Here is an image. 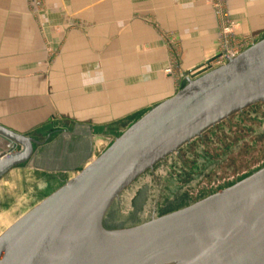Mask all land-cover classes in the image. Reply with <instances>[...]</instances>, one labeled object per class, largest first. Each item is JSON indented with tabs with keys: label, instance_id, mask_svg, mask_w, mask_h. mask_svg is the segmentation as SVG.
<instances>
[{
	"label": "water",
	"instance_id": "obj_1",
	"mask_svg": "<svg viewBox=\"0 0 264 264\" xmlns=\"http://www.w3.org/2000/svg\"><path fill=\"white\" fill-rule=\"evenodd\" d=\"M225 57V66L184 78L173 97L4 231L0 264H264V168L154 217L191 147L183 158L174 152L247 108L264 114V39ZM0 136L22 146L0 154L2 177L30 161L38 142L3 127Z\"/></svg>",
	"mask_w": 264,
	"mask_h": 264
},
{
	"label": "crops",
	"instance_id": "obj_2",
	"mask_svg": "<svg viewBox=\"0 0 264 264\" xmlns=\"http://www.w3.org/2000/svg\"><path fill=\"white\" fill-rule=\"evenodd\" d=\"M48 2L50 23L60 25V14L71 12L95 28L86 35L47 36L51 43L65 41L60 62L49 66L44 38L37 21L27 15L26 0H0V127L26 136L27 129L45 125L47 139L59 131L63 137L43 149L39 162L64 171H73L83 152L82 128L71 131L68 123H103L120 120L127 110L136 111L137 107L131 109L138 100L132 74L152 73L154 59H160L155 64L160 71L166 66L160 37L141 17L176 32L183 42V67L188 72L218 51L216 17L207 0ZM228 5L232 18L242 27V36L257 39L264 35V0H229ZM107 42H113L110 51ZM106 57L113 58L112 62ZM139 57L144 59L140 64ZM139 66L145 69L139 70ZM58 117L63 126L56 125ZM51 122L53 128L48 127ZM87 126L90 132L94 130ZM10 143L0 136V153H6Z\"/></svg>",
	"mask_w": 264,
	"mask_h": 264
},
{
	"label": "rangeland",
	"instance_id": "obj_3",
	"mask_svg": "<svg viewBox=\"0 0 264 264\" xmlns=\"http://www.w3.org/2000/svg\"><path fill=\"white\" fill-rule=\"evenodd\" d=\"M26 3L27 15L37 21V28L44 38L46 60L49 66L55 65L57 61L60 62L65 41L51 43L46 38L47 36L52 34L86 35L95 28L92 22L83 19L81 15L71 14V12L60 14V25L52 24L49 20L52 13L48 0H26ZM207 3L213 9L209 0ZM227 8L230 19L237 24L235 34L240 37H249L241 35V25L232 18L229 5ZM141 18L142 23L152 28L160 37L166 54L164 61L166 66L160 71L155 65L156 60L160 62V59H154V64L150 67L153 70L152 73L132 74V78L136 77L133 85H137L138 100L136 106L131 107V109L137 107L136 111L128 112L127 110L120 120L103 123L94 122L92 124L83 123L82 125H80L81 123L75 124V122L68 123L71 131H78V128H82L81 130L84 131H81L83 134L81 137L83 152L80 154V158L75 160L77 167L73 171H64L53 165L49 166L39 162L43 149L49 145H54L58 139L63 137L59 131L47 139L45 125L39 129H27L26 137L35 139L38 144L34 145V154L30 161L14 167L0 177V235L45 198L77 176L160 101L173 97L178 84L181 85L184 78L191 76V72L184 70L183 42L175 34L176 32L164 29L157 21L149 17ZM216 23L217 47L219 49L221 25H219L217 17ZM169 38L171 40L176 39V41H171ZM262 39H264V35L255 40L260 41ZM105 46L107 51H110L113 42H107ZM124 59L128 62V59ZM105 60L112 62L113 58L106 57ZM140 60L144 61L139 57L138 63ZM204 60L206 59H202L201 62H208H204ZM141 69H145L144 66H139V70ZM133 85L131 86L132 90L134 89ZM56 119L59 121L56 125L63 126L64 123H61L60 118ZM54 124L51 122L48 127L53 128ZM87 124L92 125V129H94L91 130L92 133L88 130ZM13 145L11 142L6 153L12 151L16 154L21 151L22 146L17 145L13 149ZM263 168L264 114L257 108L250 107L217 126L215 130H209L201 139L198 138L194 141L154 217L191 206L198 202L197 199H204L203 197L216 192L219 188L234 183L241 177L251 176ZM184 169L190 170L192 175L183 177L181 172H185Z\"/></svg>",
	"mask_w": 264,
	"mask_h": 264
},
{
	"label": "built area",
	"instance_id": "obj_4",
	"mask_svg": "<svg viewBox=\"0 0 264 264\" xmlns=\"http://www.w3.org/2000/svg\"><path fill=\"white\" fill-rule=\"evenodd\" d=\"M209 1L214 9L219 25H221V44L216 55L202 65V69L206 72H211L221 65L225 66V64L229 61V59H226V55H228L230 59H234L239 54L253 47L257 42V40L252 39L251 37H240L235 34V27L237 24L232 21L228 15V0ZM169 40L171 39L169 38ZM171 41H176V39H172ZM168 73L170 72L168 71ZM190 74L191 76L188 77V79H190L195 73L191 72ZM180 86L181 85L178 84L177 91H179Z\"/></svg>",
	"mask_w": 264,
	"mask_h": 264
},
{
	"label": "flooded vegetation",
	"instance_id": "obj_5",
	"mask_svg": "<svg viewBox=\"0 0 264 264\" xmlns=\"http://www.w3.org/2000/svg\"><path fill=\"white\" fill-rule=\"evenodd\" d=\"M247 109H248V108H247ZM245 110H246V109H245ZM245 110H243V111H241V112H239V113H237V114H240V113L244 112ZM237 114H235V115H237ZM235 115H233V116H235ZM233 116H231V117H230L229 119H227V120H224V121H222V122L216 124L215 126L211 127L210 129L206 130V131H205L204 133H202L200 136L194 138V139L191 140L190 142H188V143H186L185 145H183L182 147H180V148L178 149V151H176V152L173 153V155H174V154H178L179 157L183 158L184 154L181 153L180 150H182V149H184V148H186V147H191V145L194 143V141H195L196 139H198V138L201 139V138L204 136V134H205L206 132H208L209 130H212V129L215 130V128H216L217 126H219V125H221L222 123H224V122L230 120ZM188 149H189V148H188ZM171 155H172V154H171ZM171 155H169V156H171ZM167 157H168V156H167ZM167 157H166V158H167ZM166 158H165V159H166ZM184 170H185V172H184V171L181 172L183 177H188V176H191V175H192V172H191L190 170H188V169H184ZM194 172H196V171H194ZM194 174H196V173H194ZM254 174H255V173H254ZM208 175H210V174H208ZM249 176H250V175H247V176H245V177H241V178L237 179L234 183H229L228 185H225V187L219 188L218 190H216V192H212V194H210V195H208V196H205V197H203V198L205 199V198H207V197H209V196H211V195H213V194H215V193H217V192H219V191H221V190H223V189H226V188H228V187H230V186H232V185H234V184H236V183L242 181L243 179L248 178ZM217 179H218V178H217ZM184 191H185V189H184ZM197 200H198V202H199V200L201 201V200H203V199H197Z\"/></svg>",
	"mask_w": 264,
	"mask_h": 264
},
{
	"label": "bare ground",
	"instance_id": "obj_6",
	"mask_svg": "<svg viewBox=\"0 0 264 264\" xmlns=\"http://www.w3.org/2000/svg\"><path fill=\"white\" fill-rule=\"evenodd\" d=\"M198 71H200V70H198ZM194 73H196V72L194 71Z\"/></svg>",
	"mask_w": 264,
	"mask_h": 264
}]
</instances>
